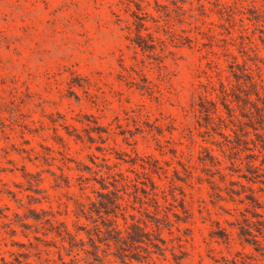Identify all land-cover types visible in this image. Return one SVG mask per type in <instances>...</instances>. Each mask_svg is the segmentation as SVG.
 Listing matches in <instances>:
<instances>
[{
  "label": "rangeland",
  "instance_id": "obj_1",
  "mask_svg": "<svg viewBox=\"0 0 264 264\" xmlns=\"http://www.w3.org/2000/svg\"><path fill=\"white\" fill-rule=\"evenodd\" d=\"M0 264H264V0H0Z\"/></svg>",
  "mask_w": 264,
  "mask_h": 264
},
{
  "label": "trees",
  "instance_id": "obj_2",
  "mask_svg": "<svg viewBox=\"0 0 264 264\" xmlns=\"http://www.w3.org/2000/svg\"><path fill=\"white\" fill-rule=\"evenodd\" d=\"M141 26V25H140ZM140 26L138 28H140ZM136 44L138 47L142 49H150V45L147 44V42L144 40V38L139 34V32L136 35ZM243 75L248 79L249 87L251 88L250 94L254 95L257 100H260L259 91L258 88L261 89V87L254 81H252L251 77L248 75ZM220 93L222 94V106L225 108L227 112H229V107L225 103L226 98L228 97V88L224 86L223 84H220ZM220 119V118H219ZM220 135L223 138H226V136L223 133H220ZM102 190H107L106 185L103 183H100ZM112 192L108 191L107 193H99L98 197L100 198L97 202H90L87 206L86 205H80V213L89 218H91L92 214H95L98 217L105 216H113L114 218L117 217V214L121 216L123 221H126L125 216L123 213H121L120 204L118 203L119 197H111ZM35 218V217H34ZM111 225H109L106 229V233H114L117 237L116 241L123 240V237L121 236L120 230L117 228V225L114 220H110ZM45 222L49 223V220H46ZM126 224V223H125ZM52 226V224H50ZM129 230V232H128ZM238 235L243 237L245 239V242L255 244L257 247H259V243L256 240L255 236L252 234L250 227L248 225L241 226L239 228ZM55 235L57 237H60L61 240H68V244L70 248H74L76 246V241L74 240L73 236L68 233L63 223L59 224V227L55 231ZM148 234L145 232L144 228H142L138 223H132L128 226L126 229V240L131 243V245H139L141 243H145V240H148L150 244L154 247L159 249L157 243L152 241L151 239H147ZM114 238V237H110ZM157 241V239H155ZM162 242V241H161ZM117 243V242H116ZM160 250V249H159ZM123 260V257H121Z\"/></svg>",
  "mask_w": 264,
  "mask_h": 264
}]
</instances>
